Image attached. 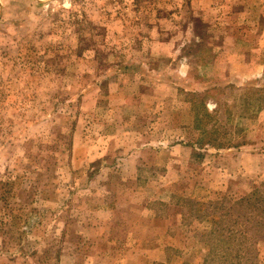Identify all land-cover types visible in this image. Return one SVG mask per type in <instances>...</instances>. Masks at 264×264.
<instances>
[{
  "label": "rangeland",
  "instance_id": "1",
  "mask_svg": "<svg viewBox=\"0 0 264 264\" xmlns=\"http://www.w3.org/2000/svg\"><path fill=\"white\" fill-rule=\"evenodd\" d=\"M0 264H264V0H0Z\"/></svg>",
  "mask_w": 264,
  "mask_h": 264
}]
</instances>
